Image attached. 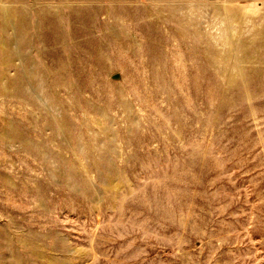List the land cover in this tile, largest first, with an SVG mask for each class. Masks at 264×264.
<instances>
[{
	"label": "rangeland",
	"instance_id": "374dc122",
	"mask_svg": "<svg viewBox=\"0 0 264 264\" xmlns=\"http://www.w3.org/2000/svg\"><path fill=\"white\" fill-rule=\"evenodd\" d=\"M0 264H264V0H0Z\"/></svg>",
	"mask_w": 264,
	"mask_h": 264
}]
</instances>
